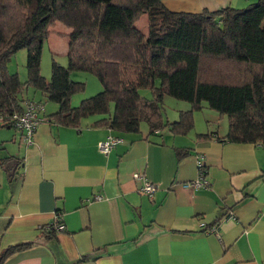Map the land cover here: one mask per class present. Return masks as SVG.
<instances>
[{"label": "crops", "instance_id": "1", "mask_svg": "<svg viewBox=\"0 0 264 264\" xmlns=\"http://www.w3.org/2000/svg\"><path fill=\"white\" fill-rule=\"evenodd\" d=\"M256 1L160 0L186 13ZM200 107L175 134L165 124L177 119L162 116L157 130L141 122L120 135L96 126L98 116L75 128L47 120L26 146L0 125V251L30 244L2 264H264V145L219 142L228 125L220 119L216 131H194V116L208 110ZM56 108L44 103V116ZM107 136L121 142L102 155L96 146ZM197 161L208 185L192 189ZM144 180L157 187L151 197L139 191ZM56 215L64 230L47 237L41 229Z\"/></svg>", "mask_w": 264, "mask_h": 264}, {"label": "trees", "instance_id": "2", "mask_svg": "<svg viewBox=\"0 0 264 264\" xmlns=\"http://www.w3.org/2000/svg\"><path fill=\"white\" fill-rule=\"evenodd\" d=\"M142 16L147 18L145 31L135 25ZM56 24L69 31L67 66L52 62L46 82L39 71L41 47ZM21 49L26 52L22 83L5 66ZM71 71L88 73L101 86L100 92L76 107H70L69 100L83 85L70 81ZM29 88L43 101L22 98ZM139 90H148L151 98H141ZM164 96L190 106L176 121L165 124L171 133L189 130L192 111L204 103L227 118V133L219 142H259L246 135L244 127L247 121L264 125V0L240 9L199 13L170 11L160 0H0L3 120L21 114L28 103L42 107L50 103L56 111L47 116L42 112V122L75 128L84 117L95 115L96 126L116 135L134 134L141 122L150 131L162 127ZM11 160L4 158L2 165ZM29 245L3 249L0 264Z\"/></svg>", "mask_w": 264, "mask_h": 264}, {"label": "rangeland", "instance_id": "3", "mask_svg": "<svg viewBox=\"0 0 264 264\" xmlns=\"http://www.w3.org/2000/svg\"><path fill=\"white\" fill-rule=\"evenodd\" d=\"M146 21H147L146 16L140 17V19L135 24L137 29L145 31L146 23H147ZM68 32L69 31L66 28H64V26L60 24H56L51 28H49V35L47 39L42 43L39 71H40V75L46 82L50 80V67L52 62L63 68H66L67 66V59L65 53V50L67 48V39L65 35ZM25 61H26V52L24 49H21L16 51L5 64L8 73L15 74L17 76V79L21 83L24 82L26 79ZM68 77L70 81L76 83H82L83 85V90L81 92L74 94L73 96L70 97L69 100L70 107L78 106V104L82 100L88 99L101 91V86L99 85L96 78L88 73L82 71H71ZM154 84H158V82L155 81ZM27 91L29 96L34 90L30 88L24 90L22 92L23 97L26 95ZM138 95L144 99L151 98V94L149 93L148 90H140ZM112 108L110 105V111L112 110ZM187 108H189V104L182 101H178L169 96H164L162 99V106L160 108V115L164 117L166 120L168 119V121L170 122L177 119V115L180 113V111H185L184 109ZM206 112H209L207 114H211L212 116H215L218 120H214L213 118H209L205 116ZM170 115L174 116V118H169ZM93 117H97V116L94 115L91 117L90 116L86 117L81 120V123L84 122V120L85 121L91 120ZM219 119L221 120L223 125L224 123L227 124V118L225 116L219 117L218 114L210 110L202 111L199 115L194 116L193 130L198 131L199 133L202 131H206L205 129L208 128L211 129L208 131H216L217 129L216 126L218 125L217 122H219ZM204 120L206 121L209 120L210 122H207L208 124H205ZM244 130L246 135H250L252 138H255L259 142L264 141V125H262L261 123L247 121L245 123Z\"/></svg>", "mask_w": 264, "mask_h": 264}, {"label": "built area", "instance_id": "4", "mask_svg": "<svg viewBox=\"0 0 264 264\" xmlns=\"http://www.w3.org/2000/svg\"><path fill=\"white\" fill-rule=\"evenodd\" d=\"M42 112L43 107L41 105L28 103L24 106V110L21 114L13 113L12 115L5 117L4 120L0 118V125H9L12 129L18 132L20 142L29 146L32 144V137L37 129V126L42 122ZM119 142H121V140L118 137L107 136L105 140L97 143L96 149L100 154L106 155ZM197 171L198 179L191 184L192 189H200L208 185L203 178L204 171L202 170L200 161H197ZM132 178L133 180L141 179L138 174H133ZM156 190L157 187L146 180L143 181L142 186L139 189L140 193H143L148 197H151ZM95 199L99 200L100 198L96 197ZM53 222L54 224L43 227L41 231L61 232L64 230L63 225L59 222V215H56Z\"/></svg>", "mask_w": 264, "mask_h": 264}]
</instances>
